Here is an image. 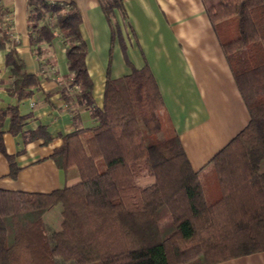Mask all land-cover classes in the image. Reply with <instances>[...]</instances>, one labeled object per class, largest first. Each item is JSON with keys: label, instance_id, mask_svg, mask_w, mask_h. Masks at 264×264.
Returning <instances> with one entry per match:
<instances>
[{"label": "trees", "instance_id": "1", "mask_svg": "<svg viewBox=\"0 0 264 264\" xmlns=\"http://www.w3.org/2000/svg\"><path fill=\"white\" fill-rule=\"evenodd\" d=\"M100 1L109 20L121 6V0ZM29 7L32 45L51 44L56 32L63 36L66 78L96 125L86 136H63L52 154L57 168L78 171L76 185L48 194L0 189V264H218L264 252V0H218L207 8L217 29L236 24V36L221 43L251 116L211 160L216 200H207L149 68L119 79L108 71L98 108L78 8L46 0H29ZM2 24L0 19V50L8 48L5 65L12 68L9 91L16 100L30 99L41 77L28 75ZM6 117L13 136L26 119L17 107L0 111V152L16 177L2 144ZM26 137L52 140L43 127ZM144 179L151 181L141 184ZM55 206L62 218L53 231L42 220Z\"/></svg>", "mask_w": 264, "mask_h": 264}, {"label": "crops", "instance_id": "2", "mask_svg": "<svg viewBox=\"0 0 264 264\" xmlns=\"http://www.w3.org/2000/svg\"><path fill=\"white\" fill-rule=\"evenodd\" d=\"M46 1L66 8L73 3L80 11V31L88 48L85 62L98 108L103 107L108 71L112 79H119L133 70L149 68L207 200L218 199L211 160L251 120L224 56L221 42L225 40L207 14L208 6L218 0H121L110 20L100 0ZM30 10L29 0H0L3 31L13 35L7 38L14 43L28 75L41 77L30 99L16 100L9 91L13 78L12 68L5 65L8 48L0 50V111L17 107L26 119L16 136L9 133L10 118L4 120L2 144L17 174L11 176V161L0 152V189L48 194L79 182L76 169L61 170L53 161L62 137L76 131L86 136L96 121L91 109L77 101L79 90L72 79L66 78L69 69L63 36L56 32L51 44L32 45ZM40 127L47 129L52 140L27 141L26 135ZM61 218V208L55 206L42 221L56 231ZM218 264H264V252Z\"/></svg>", "mask_w": 264, "mask_h": 264}, {"label": "rangeland", "instance_id": "3", "mask_svg": "<svg viewBox=\"0 0 264 264\" xmlns=\"http://www.w3.org/2000/svg\"><path fill=\"white\" fill-rule=\"evenodd\" d=\"M217 30H219V33H220L221 37L225 41H228L229 39L233 38L237 34L236 24L234 22H230L228 24H226V23L225 24H221V25H219ZM144 180H141L140 183L141 184H146V182ZM209 186H211V184ZM208 190L210 191V188Z\"/></svg>", "mask_w": 264, "mask_h": 264}, {"label": "built area", "instance_id": "4", "mask_svg": "<svg viewBox=\"0 0 264 264\" xmlns=\"http://www.w3.org/2000/svg\"><path fill=\"white\" fill-rule=\"evenodd\" d=\"M9 36L13 37V35H9ZM11 37H10V38H11Z\"/></svg>", "mask_w": 264, "mask_h": 264}]
</instances>
